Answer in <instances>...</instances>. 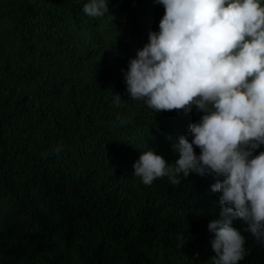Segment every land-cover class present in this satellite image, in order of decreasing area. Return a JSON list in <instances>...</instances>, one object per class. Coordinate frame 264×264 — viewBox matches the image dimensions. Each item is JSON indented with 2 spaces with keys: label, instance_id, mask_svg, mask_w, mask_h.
<instances>
[{
  "label": "trees",
  "instance_id": "obj_1",
  "mask_svg": "<svg viewBox=\"0 0 264 264\" xmlns=\"http://www.w3.org/2000/svg\"><path fill=\"white\" fill-rule=\"evenodd\" d=\"M86 2L0 0V264H210L217 177L133 174L142 149L192 138L195 107L156 114L126 90L164 7L109 0L95 18ZM244 235L241 264H264Z\"/></svg>",
  "mask_w": 264,
  "mask_h": 264
},
{
  "label": "clouds",
  "instance_id": "obj_2",
  "mask_svg": "<svg viewBox=\"0 0 264 264\" xmlns=\"http://www.w3.org/2000/svg\"><path fill=\"white\" fill-rule=\"evenodd\" d=\"M155 3L164 15L129 60L126 90L156 114L197 111L191 141L174 133L171 149H142L133 174L145 185L214 174L220 211L208 224L215 253L208 261L241 264L248 255L245 232L252 250L264 251V0ZM108 4L87 0L83 12L99 18L109 13Z\"/></svg>",
  "mask_w": 264,
  "mask_h": 264
}]
</instances>
